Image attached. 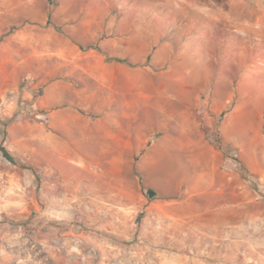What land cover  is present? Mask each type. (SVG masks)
<instances>
[{"label":"rangeland","instance_id":"374dc122","mask_svg":"<svg viewBox=\"0 0 264 264\" xmlns=\"http://www.w3.org/2000/svg\"><path fill=\"white\" fill-rule=\"evenodd\" d=\"M0 264H264V0H0Z\"/></svg>","mask_w":264,"mask_h":264},{"label":"crops","instance_id":"0c3cea01","mask_svg":"<svg viewBox=\"0 0 264 264\" xmlns=\"http://www.w3.org/2000/svg\"><path fill=\"white\" fill-rule=\"evenodd\" d=\"M195 4V6H197V7H200V3H194ZM198 23L200 24H202L201 26H199V27H197V29L196 30H194V31H192L190 34H206V32H205V29H204V27H205V21H203V20H198ZM175 32H173V34H181V33H176V30H174ZM240 130H241V132H245V134H251V133H253V131H254V126H253V121H252V118H251V120H246L245 121V125L243 126V125H241L240 126V128H239ZM167 216H171L169 213H167L166 214ZM172 217V216H171Z\"/></svg>","mask_w":264,"mask_h":264}]
</instances>
